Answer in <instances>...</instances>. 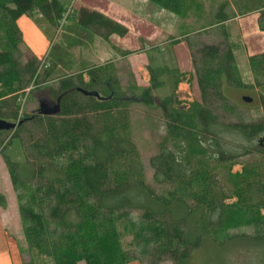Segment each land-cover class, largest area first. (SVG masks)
Listing matches in <instances>:
<instances>
[{
	"label": "trees",
	"instance_id": "obj_1",
	"mask_svg": "<svg viewBox=\"0 0 264 264\" xmlns=\"http://www.w3.org/2000/svg\"><path fill=\"white\" fill-rule=\"evenodd\" d=\"M148 1L178 18L196 3ZM231 2V10L226 0L217 4L213 27L224 32L234 14L257 13L264 33V0ZM65 11L59 0H0V118L20 123L7 140L0 131V148L13 139L22 147V162L4 157V163L29 250L53 264H161L164 258L194 264L192 254L203 246L221 250L236 240L263 244L264 96L257 99L254 109L261 115L256 119L242 117L227 96L228 87H255L241 83L225 34L219 33L222 43L201 42L191 53L199 100L187 108L178 107L175 98L182 75L167 71L172 92L157 105L164 134L149 159L151 186L133 139L130 110L136 102L154 104L152 90L162 82L153 69L150 85L139 95L121 88L112 65L88 70V81L82 73L60 77L49 90L53 103L60 102L59 114L36 110L19 116L25 90L49 82L55 65L44 68L32 54L21 62L17 20L38 12L56 29ZM72 21L102 38L127 34L119 23L82 7ZM258 46L248 51V65L259 87L264 34ZM251 155L250 163L240 161ZM238 164L241 171L232 172ZM3 201L0 194V206ZM240 228L254 235L229 234Z\"/></svg>",
	"mask_w": 264,
	"mask_h": 264
},
{
	"label": "rangeland",
	"instance_id": "obj_2",
	"mask_svg": "<svg viewBox=\"0 0 264 264\" xmlns=\"http://www.w3.org/2000/svg\"><path fill=\"white\" fill-rule=\"evenodd\" d=\"M60 1L65 4L63 6L66 11L70 8L72 9V14L61 27L58 25L55 30H50L52 37L49 43L50 47L41 58L43 61L45 58H49L48 55L50 54V57H55L60 67L54 70L50 81L40 88L32 91L29 88L25 90V95L22 96L20 102V112L23 114L34 113L38 109L40 100L53 104V100L49 96V90L56 86V80L58 78L68 74L66 72L73 71L76 72L75 74L82 73L84 78L88 79L86 72L98 66L96 64L102 63L100 58H104L103 54L101 55L98 49H95L91 45L92 43L90 41L93 34L78 27L77 29L72 24L73 13L75 14L80 8L81 0ZM92 1L96 4L99 3L98 0ZM114 1L115 3L120 1V5H126L125 3H140V0H135V2H132L134 0H131V2L130 0ZM222 1L224 0H195V5L192 8L190 7L186 16L181 18L174 17V15L173 17L169 16L168 14L170 13H164L155 7L154 4L142 6L139 14H137L138 16L136 15L135 17L134 24L138 31H141L144 35H150V40L145 39L144 43H142V38L138 37L136 38V42L133 40L132 46H137L138 51L141 50L140 52L149 56V58H146L147 56L145 55L139 57L142 63L148 61L150 64L149 67L137 65L139 60L134 61L133 65H129L126 60L119 61L117 65H113L112 63L103 64L114 67V74L119 79L121 88L128 92V94L134 88L135 94L139 95L143 88L150 85V69L157 72L155 73L156 79L162 82L158 89L152 90L154 99L152 106H145L140 102H136L130 110L133 139L140 152L147 183L151 186H153V181L151 180L152 170L149 165V159L157 152L160 138L164 134V119L157 105L160 100L168 97L172 92L171 80H167V71H177L179 75H182L180 77L182 82L179 83L175 90L178 107L187 108L190 103L199 100L191 53L195 52L198 43L217 44L224 41L219 34L223 31L218 30L222 26L213 27L215 23L210 20L217 4ZM226 1L229 2V8L231 10V0ZM233 16V19L223 24V33L228 39L230 49L233 53L237 75L241 83L255 88L249 90L228 87L225 92L232 102L238 104V113H241L242 117L247 118L250 116L256 119L261 115L260 110L254 108L258 106V97L264 96V78L261 80V86L258 87L255 85L248 65V51L250 48L252 50L259 49L258 45H260L264 33L258 28L257 13H252L245 17H240L235 14ZM38 18L39 16L36 13L31 17L32 21ZM206 27L209 28L207 32H204ZM167 28L173 32L170 39L167 35ZM70 33H74L72 37L68 35ZM132 36L134 35L132 34ZM151 37H154V39ZM167 40L169 41L167 42ZM185 40H189L194 47L191 50L192 52L189 50ZM143 44L149 46L150 49L142 51ZM63 50L65 52L69 50V53L62 52ZM79 51L82 55H80ZM25 56H28V53ZM242 96L252 97L254 102L245 103L241 100ZM11 134V131H6L1 138L7 140ZM2 148L3 146L0 148V194L4 201L3 206H0V238L9 237L10 240L15 242V246H10V253L8 249L6 251H0V254H10L12 258L11 264H21L18 259L22 260V264H53L50 258L39 256L34 251L29 250L20 226L17 202L12 190L7 167L4 163V157H8L13 162H22L23 151L21 144L18 139H13L8 147L4 150ZM253 159L255 157L251 155L240 161L247 164ZM241 169L242 165L238 164L233 166L232 172H239ZM229 234L254 235V231L249 228H240L230 231ZM191 261L194 264H264V243L259 244L253 241L236 240L230 242V244L228 243L221 250H214L209 246H203L192 254ZM137 263L141 264L139 262ZM161 264H172V262L164 258Z\"/></svg>",
	"mask_w": 264,
	"mask_h": 264
},
{
	"label": "crops",
	"instance_id": "obj_3",
	"mask_svg": "<svg viewBox=\"0 0 264 264\" xmlns=\"http://www.w3.org/2000/svg\"><path fill=\"white\" fill-rule=\"evenodd\" d=\"M98 2L99 3L96 4L92 0H81L80 7L86 8L87 10H90V11L97 12L99 14H102L103 16L119 23L124 28H126L128 32L127 33L128 36L126 34L124 37H119L113 34V35L108 36L107 38H102L98 35L93 34L89 30L80 27L77 23L72 21V24H74L75 28L78 27L79 29L89 31L90 33L93 34V37L91 38V41H90L92 43L91 45H93L95 49L97 48L98 52H100L101 55L103 54V57H104V58H100L102 63L96 64V65L103 66V64H106V63H112L113 65H117L118 62L121 60H126L129 65H133L134 61L136 62V60H139L140 56H144V55L147 56L146 54L140 52L141 50L138 51L139 49L137 48V46L135 45L132 46L133 45L132 43H133V40H135L134 42H136V38L138 37L142 38L141 39L142 43H144L145 39L150 40V35L145 34L146 35L145 36L144 33H141V31H138L134 23L136 20L135 18L136 15L139 14L140 12V8L142 6L150 5L151 3L148 0H140L139 1L140 3L136 2L137 4L125 3L126 5H120V1H118V3H115L114 0H98ZM132 2H135V0ZM60 3L62 5H65L61 1ZM160 10L166 13V11L162 9ZM34 13L38 14L39 18L35 19V21H32L31 17ZM34 13L31 15H24L17 20V26L22 36V43L20 45V51L23 54V58L21 62L25 63L26 61L25 55L26 53H28V54H32L38 61H40L41 65L44 63H47L48 65H53V66L55 65V69H57V67H60L59 66L60 64L56 61L54 56L50 57V54H49L48 55L49 58H45L43 61L41 60V58L46 54V51L50 47L49 43L51 42L50 40L52 39L50 30H55V28L52 27L45 19H43L42 16L38 12H34ZM168 15L173 17L174 14L171 15L170 13ZM167 31H168L167 35L169 36V39H170L172 37L173 32L171 29H168V28H167ZM73 34L70 33L68 35L72 37ZM132 34L134 36H132ZM127 37L128 39L126 40ZM151 38L154 39V37H151ZM168 41L169 40H167V42ZM66 48L68 49V47ZM149 49H150L149 46L143 44L142 51L149 50ZM68 51L66 50L67 53H69ZM62 52H65V51L63 50ZM79 53L80 55H82L80 51ZM146 58H149V56H147ZM137 65H145L144 67L148 68L150 64L148 61H146V63H142L139 60V63ZM75 73L76 72H73V71L66 72L67 76L74 75ZM84 79L85 81L88 80L86 78ZM10 246L12 247L15 246V242L13 240H10L9 237L1 238L0 251H6L9 249V253H10ZM11 260L12 258L10 254L9 255L5 253L0 254V264H11ZM18 260H19V263L22 264V260L20 259ZM129 264H138V263L132 262Z\"/></svg>",
	"mask_w": 264,
	"mask_h": 264
},
{
	"label": "water",
	"instance_id": "obj_4",
	"mask_svg": "<svg viewBox=\"0 0 264 264\" xmlns=\"http://www.w3.org/2000/svg\"><path fill=\"white\" fill-rule=\"evenodd\" d=\"M78 91H80L85 96L96 97V98L99 97L97 92H88L82 89H78ZM242 101L245 103H251L252 98L243 96ZM37 112L43 116L57 115L60 112V102L58 100L56 103L50 104L47 103L46 101L41 100L39 101ZM19 124L20 123L8 122L0 118V131H12L16 129Z\"/></svg>",
	"mask_w": 264,
	"mask_h": 264
},
{
	"label": "built area",
	"instance_id": "obj_5",
	"mask_svg": "<svg viewBox=\"0 0 264 264\" xmlns=\"http://www.w3.org/2000/svg\"><path fill=\"white\" fill-rule=\"evenodd\" d=\"M72 14V9H68L67 11H65V13L63 14V16L61 17L60 21H59V25L60 27L67 21V19L71 16ZM44 68L49 67V65L47 63H44ZM29 90H31V87L29 88ZM19 116H21V112L19 114Z\"/></svg>",
	"mask_w": 264,
	"mask_h": 264
}]
</instances>
